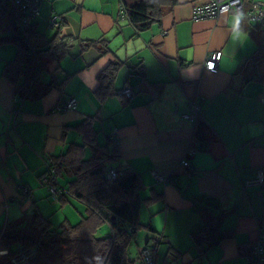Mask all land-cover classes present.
Returning <instances> with one entry per match:
<instances>
[{"label": "crops", "instance_id": "crops-1", "mask_svg": "<svg viewBox=\"0 0 264 264\" xmlns=\"http://www.w3.org/2000/svg\"><path fill=\"white\" fill-rule=\"evenodd\" d=\"M205 1L177 0L143 30L129 21L120 0L39 2L34 28L48 36L59 28L72 42L69 52L50 65L59 83L18 104L14 85L1 76L16 48L11 57L0 52V227L31 211L34 202L49 216L44 211L52 206L45 200L54 198L41 182L46 162L81 142L77 125L91 117L98 138L102 132L99 141L108 139L117 147L120 162L139 176L140 196L152 199L140 204L135 235L140 231L142 240L135 252L128 251L131 258L158 236L155 264H249L250 245L264 234V178L259 188L244 187L259 168L264 174V60L258 64L264 58V26L240 13L193 19V7ZM53 14L61 24L49 28ZM84 39L98 42L82 48ZM216 50L221 51L216 71L205 69V58ZM111 61L120 64L103 95L98 75ZM125 84L130 96L119 92ZM69 96L75 98L74 108L52 110ZM194 100L201 106L202 139L213 138L205 147L193 138L195 123L182 116ZM98 119L105 130L96 127ZM193 145L190 169L180 160ZM153 171L168 179H158ZM58 179L64 189L68 177ZM23 186L30 191L25 196ZM65 198L55 202L62 208L81 204ZM225 209L231 210L221 228L231 235L198 256L191 232L200 228L204 214ZM0 252H5L2 243Z\"/></svg>", "mask_w": 264, "mask_h": 264}, {"label": "trees", "instance_id": "trees-1", "mask_svg": "<svg viewBox=\"0 0 264 264\" xmlns=\"http://www.w3.org/2000/svg\"><path fill=\"white\" fill-rule=\"evenodd\" d=\"M176 2L120 0L127 18L137 30L160 21ZM13 11L9 0H0V42L10 41L16 46V53L4 64L1 76L14 85L15 95L37 99L59 83L51 75L50 65L69 52L72 40L60 34L59 28L53 29L51 36L35 29L33 20L37 15L32 19L25 37L14 21ZM97 42L84 39L81 46L87 48ZM100 42L104 44V51H108L107 44ZM263 60H259L258 64H262ZM119 64L118 61H111L100 71L98 76L103 95L111 90ZM92 123L91 117L81 121L77 125L82 134L81 142L72 143L65 152L49 158L57 167L56 182L53 183L60 189L58 199L64 201L66 195H70L82 201L86 206L84 215L76 222L65 217L54 225L34 202L31 211H22L17 217L8 218L0 227V243L5 248V252L0 254V264H11L8 263L9 257L20 247L35 250V256L22 264H134L133 258L128 255V245L141 226L138 220L141 202H151L152 199L140 196L138 174L120 162L118 149L111 141H99L98 130ZM202 126L203 121L198 116L193 138L205 147L213 138L202 139ZM108 165L119 171L112 183L106 182L104 177ZM58 177H68L64 192ZM29 192L27 188L20 194L25 196ZM17 200L15 202L20 199ZM230 210L202 216L200 228L191 232L198 256L205 253L206 246L217 244L231 235L229 230L221 228L223 217ZM105 223L110 231L100 236L97 231ZM243 244L239 245L242 250Z\"/></svg>", "mask_w": 264, "mask_h": 264}, {"label": "built area", "instance_id": "built-area-1", "mask_svg": "<svg viewBox=\"0 0 264 264\" xmlns=\"http://www.w3.org/2000/svg\"><path fill=\"white\" fill-rule=\"evenodd\" d=\"M41 0H9L11 6L13 7V17L14 21L19 25L22 34L28 36V28L31 24L32 19L38 15V6ZM249 6L245 7L244 0H206L201 4H196L193 7L192 18L201 19V18H216L221 13H240L245 14L249 20L256 22L264 26V2L261 0H248ZM124 11V9L122 8ZM61 20L58 15L53 14L47 20V27H59ZM221 57V51L216 50L210 53L204 61V68L210 71H216L217 62ZM120 93L130 96L131 89L128 84L121 89ZM25 99L24 95L15 96V104L20 103ZM75 106V98L69 96L61 104L57 103L52 107V110H66L72 109ZM13 111L18 112V109L14 107ZM201 106L194 100L191 102L190 110L182 113V116L195 123L196 118L200 115ZM197 148L189 147L186 151V155L183 156L180 160V164L187 166L190 169H193L188 156L193 154ZM47 163V172L41 175V182L47 186L50 196L52 198H57L60 193L56 183V164L49 160ZM153 173L158 179H168V176L161 174ZM119 175V171L112 165H108L104 173L106 182H114ZM264 174L261 168L257 170L256 176L253 179L246 180L244 182V187L256 186L259 188L263 183ZM27 188L23 186V191H26ZM5 207L8 206V203L5 201L3 204ZM159 237L154 236L151 239L149 244H146L142 249H140L137 256L133 258L134 264H155V248L159 243ZM0 254H3V252ZM35 256L34 248L30 247L27 249L19 248V250L9 257L8 263L11 264H22L32 259ZM247 262L249 264H264V234L261 233L259 236L251 243L248 254L246 255Z\"/></svg>", "mask_w": 264, "mask_h": 264}, {"label": "rangeland", "instance_id": "rangeland-1", "mask_svg": "<svg viewBox=\"0 0 264 264\" xmlns=\"http://www.w3.org/2000/svg\"><path fill=\"white\" fill-rule=\"evenodd\" d=\"M50 30L52 31V29H50ZM12 46L16 48V46L10 41L0 42V52L2 53L3 57H7V56L11 57V55L14 52V49ZM101 122H102L101 119L96 120L95 121L96 127L100 128ZM103 130H105V129H101V131H103ZM101 133L102 132H100V134H99V138L101 141H103L104 138H103ZM55 200H59L58 197L55 199H51V198L46 199L45 200L46 203L50 204L52 207L50 209H45V211H44V214L49 213V217L53 221L54 225L58 224L62 220V218H64V216H67L72 222H74V221L78 220L85 213V209H84L85 205L81 201H79V203H81V204H79L77 206V208H74L71 205V203L66 204L62 208L61 207V201H59V203H58V202H55ZM73 201H78V200L77 199L75 200V198H74ZM108 231H110V228L105 223L97 231V234L101 236L102 234H105ZM140 233H141L140 231L137 232V234H139L137 237L134 234L133 239L129 243V247L131 246L130 249L128 248L129 252H135L136 243L139 244L141 242L142 238L140 239Z\"/></svg>", "mask_w": 264, "mask_h": 264}]
</instances>
